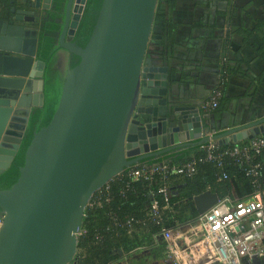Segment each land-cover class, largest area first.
<instances>
[{"label":"water","instance_id":"1","mask_svg":"<svg viewBox=\"0 0 264 264\" xmlns=\"http://www.w3.org/2000/svg\"><path fill=\"white\" fill-rule=\"evenodd\" d=\"M158 2L103 0L93 34L81 47L73 38L87 0L66 1L58 44L81 61L64 74L56 112L34 134L18 181L0 190V264H71L90 199L126 168L264 133V118L219 133L180 118L168 67L147 57ZM18 4L40 6L38 0ZM22 8L17 13L34 22L36 12ZM38 44L36 28L0 21V175L11 166L31 115L26 110L23 124L11 122L17 100L34 91L36 106L45 103L46 63L37 58ZM26 101L22 95L19 105ZM219 199L207 190L194 202L203 214Z\"/></svg>","mask_w":264,"mask_h":264},{"label":"built area","instance_id":"2","mask_svg":"<svg viewBox=\"0 0 264 264\" xmlns=\"http://www.w3.org/2000/svg\"><path fill=\"white\" fill-rule=\"evenodd\" d=\"M226 64L224 58L216 86L208 98L199 102L203 114L214 112L223 98V86L230 79ZM198 151H203L204 156L192 153L181 162L169 157L142 161L126 168L99 189L90 199L84 216L85 219L88 209L94 212L102 210L108 220L106 228L95 230V240L102 242L104 235L113 228H123L129 236L135 235L142 240L152 232V227H160L158 233L151 235L155 244L163 245V259L167 264H264V135L226 147L208 142L200 145ZM205 163L215 166L219 181L230 178L227 165L241 167L251 179L253 192L239 200L229 196L220 198L217 204L196 218L167 227L173 217H168V212L174 210L171 200L174 181L177 178L193 179L198 174L199 165ZM118 183L122 184L118 190L122 199H127L130 193L135 197L142 195L149 198L143 209L144 217L120 216L121 208L113 209L114 185ZM139 183L147 195L136 189ZM86 232L82 226L79 238ZM150 246L149 241L137 244L130 253H123L116 264H131L133 254L148 250ZM113 252L119 254L117 248H113Z\"/></svg>","mask_w":264,"mask_h":264},{"label":"crops","instance_id":"3","mask_svg":"<svg viewBox=\"0 0 264 264\" xmlns=\"http://www.w3.org/2000/svg\"><path fill=\"white\" fill-rule=\"evenodd\" d=\"M2 1L0 7L5 5ZM38 1L39 8H27L36 11L40 33L60 2L65 10L67 0ZM165 10L168 23L164 26L165 29L169 26L170 31L164 32L163 24L156 28L158 37L163 33L167 37L165 46L160 48L165 53L152 60L169 69L170 93L181 108L180 118L192 121L191 124H204L215 133L264 118V0H167ZM64 19L61 16L56 22L63 26ZM160 50L157 52L161 53ZM224 58L231 75L221 100L223 109L203 114L199 102L208 98L216 86ZM22 95L27 101L20 106ZM22 95L12 117L16 119L11 121L15 125L23 124L20 119L26 110L32 113L38 108L37 92L23 91ZM183 151L168 154L176 157ZM185 184L182 178L173 186L174 197H179ZM189 201L181 207L188 217L193 215ZM155 248L160 250L159 246ZM78 255L85 256L86 252L78 249ZM76 259L78 264V256ZM162 261L165 263L163 258Z\"/></svg>","mask_w":264,"mask_h":264},{"label":"trees","instance_id":"4","mask_svg":"<svg viewBox=\"0 0 264 264\" xmlns=\"http://www.w3.org/2000/svg\"><path fill=\"white\" fill-rule=\"evenodd\" d=\"M166 1L167 0H159L158 2L153 33L150 46L147 51V56L154 59L164 55L165 50L163 49L162 51L160 48L165 46V41H167L165 33L161 34L160 37L157 36V25L163 24V31L168 33L170 31L168 25H166L168 26L166 29L164 26V24L168 23L165 10ZM2 3L7 5L11 2L10 0H3ZM102 4L103 0H87L80 25L76 31L75 37L73 38V41L76 42L77 45L85 47L88 44L97 24L102 9ZM64 13V4L60 2L54 9V12L49 15L46 23L42 27L40 26L41 29L39 33L37 58L46 63L44 72L45 103L43 107L35 108L32 111L20 148L11 166L0 175V190L10 189L18 181L21 174V168L25 164L26 152L34 138V134L43 127L49 125L58 107L64 83V74H62L59 69H55L54 64L57 59L56 55L58 51L62 49L58 44V35L63 26L61 23L56 22V20L61 16L64 17ZM159 50L161 53L157 52ZM80 61L81 59L79 56L71 53L69 69L76 67ZM226 68L229 70L231 75V70L228 63L226 64ZM226 85L223 86L224 90ZM221 100L214 112H219L223 109H221ZM261 135H264V133ZM226 146L228 145H224V147ZM199 147L200 146L186 148L176 157L173 154H166L163 156V158L169 157L176 162H181L188 159L192 153L202 157L204 156V152L198 151ZM226 171H228L230 178L219 181L215 166L212 163H205L199 165L198 174L193 179L184 178L186 184L184 186V190L181 189L182 191H180L179 197H174L172 194L171 200L174 204V210L172 212H168V217H173H171L172 219L166 224L167 227H175L177 222L185 223L191 218H196L199 216V212L195 206L194 198L195 196L202 194L207 190H212L218 193L220 198L229 196L234 200L244 199L253 192L251 179L245 175L241 167L236 165H227ZM180 179L182 178H177L174 181V185H176ZM121 186V183L114 185L115 197L112 203L113 209H116L119 206L121 208L119 210L120 216L129 214L138 217H144L145 211H143V209L146 203L149 201V198L142 195L135 197L133 193H130L127 199H122L118 195V190L121 188ZM136 189L141 194L147 195V192L141 183L136 184ZM185 201H189L188 203L190 204L193 212V215L190 217L184 216V213L181 209ZM107 225L108 220L102 210L99 212H94L88 209L83 225V228L86 229L87 232L80 236L78 243V249L85 251L86 255H78V264H116L120 261L123 253H130V251L133 250L137 244L145 241L151 242L150 249L154 248V250L159 251L163 258V245L160 243L155 244V240L152 239L151 235L158 233L160 231V227H152V232L148 233V235L142 240H139L135 235L129 236L123 228H113L112 231H109L104 235L102 242H97L95 240V230H103L107 227ZM156 246H159L160 250L155 248ZM113 248H117L119 254H114ZM136 254L137 253L133 254V257H135Z\"/></svg>","mask_w":264,"mask_h":264},{"label":"flooded vegetation","instance_id":"5","mask_svg":"<svg viewBox=\"0 0 264 264\" xmlns=\"http://www.w3.org/2000/svg\"><path fill=\"white\" fill-rule=\"evenodd\" d=\"M10 2H11L10 4H7V5L3 4L4 6L0 7V21L14 22L17 25H24L26 27L33 28V29L36 28L37 31H38L37 24H36V18H35L34 22L27 21L26 18H25L26 16H24V18H23V17H21L22 15L17 13V10L21 9L22 6H20L16 0H10ZM13 8L15 9L14 12H12ZM23 8L28 9L27 7H23ZM33 11H35V10H33ZM17 18H20V20H17ZM38 34H39V32H38ZM62 55H65V56L69 57V60H68V67H69L70 58H71V52H69L67 50H64V49H61L60 51H58V53L56 55V58L61 57ZM55 69H57V68H55Z\"/></svg>","mask_w":264,"mask_h":264},{"label":"rangeland","instance_id":"6","mask_svg":"<svg viewBox=\"0 0 264 264\" xmlns=\"http://www.w3.org/2000/svg\"><path fill=\"white\" fill-rule=\"evenodd\" d=\"M68 60L69 57L65 55L58 57L55 62V68L60 69L62 74H65L69 69ZM131 261V264H165L162 261L160 252L153 249L138 252L135 257L131 258ZM71 264H74V262H72Z\"/></svg>","mask_w":264,"mask_h":264}]
</instances>
